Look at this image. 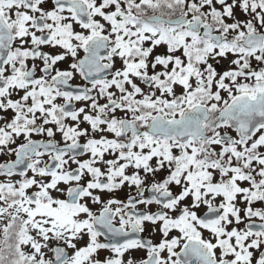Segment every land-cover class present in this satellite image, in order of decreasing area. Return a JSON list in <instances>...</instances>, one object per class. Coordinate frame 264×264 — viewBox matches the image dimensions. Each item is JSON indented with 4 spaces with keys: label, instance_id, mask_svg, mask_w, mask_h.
Listing matches in <instances>:
<instances>
[{
    "label": "snow or ice",
    "instance_id": "6c2138e0",
    "mask_svg": "<svg viewBox=\"0 0 264 264\" xmlns=\"http://www.w3.org/2000/svg\"><path fill=\"white\" fill-rule=\"evenodd\" d=\"M0 264H264V0H0Z\"/></svg>",
    "mask_w": 264,
    "mask_h": 264
}]
</instances>
